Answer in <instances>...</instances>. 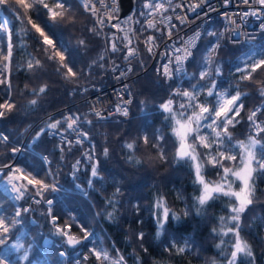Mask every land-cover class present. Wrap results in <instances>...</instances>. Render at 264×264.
Listing matches in <instances>:
<instances>
[{
    "label": "trees",
    "instance_id": "16d2710c",
    "mask_svg": "<svg viewBox=\"0 0 264 264\" xmlns=\"http://www.w3.org/2000/svg\"><path fill=\"white\" fill-rule=\"evenodd\" d=\"M153 2L134 0L131 13L141 56L128 113L94 117L81 98L111 81L122 36L92 31L83 0H0V264H264V127L253 125L264 121V29L214 48L213 20L185 71L165 81L154 66L141 71ZM66 111L81 145L47 135L68 132ZM177 118L191 124L195 158L177 153ZM248 145L247 202L225 190L203 200V181L243 188L234 173ZM87 147L91 160L71 176ZM28 177L52 197L50 212Z\"/></svg>",
    "mask_w": 264,
    "mask_h": 264
},
{
    "label": "built area",
    "instance_id": "2783aa9c",
    "mask_svg": "<svg viewBox=\"0 0 264 264\" xmlns=\"http://www.w3.org/2000/svg\"><path fill=\"white\" fill-rule=\"evenodd\" d=\"M83 1L92 16L91 30L104 33L108 18L113 16L118 7V0ZM131 13L128 19L116 25L124 39L125 48L120 58L108 57L111 81L105 85H88L87 92L81 98L85 102V111L94 117L125 115L129 111L133 98L131 80L139 73L134 70V59H140L141 56ZM147 14L150 20L148 26L155 27L156 31L143 37L150 61L141 71L154 66L165 81L185 71L201 38L211 30L213 20L218 22L215 30L217 37L211 43L214 48H218L223 39L243 40L264 29V0H154ZM2 74L0 70V77ZM66 115L68 132L49 127L47 135L69 146L81 145L85 134L67 111ZM253 125L258 132L264 127V121L255 120ZM91 158V149H83L82 154L75 159L70 175L74 176L83 162H89ZM31 185L35 189L32 199L37 201L43 194L42 189L33 180ZM46 202L50 212L52 199ZM51 220L55 221V217L51 216ZM64 235L69 236L68 228L64 230Z\"/></svg>",
    "mask_w": 264,
    "mask_h": 264
},
{
    "label": "rangeland",
    "instance_id": "374dc122",
    "mask_svg": "<svg viewBox=\"0 0 264 264\" xmlns=\"http://www.w3.org/2000/svg\"><path fill=\"white\" fill-rule=\"evenodd\" d=\"M133 8H134V6H133ZM133 8L130 10L131 12L133 11ZM129 16H130V13L126 14L123 17V19L126 20V19H128ZM149 21L150 20H148V22ZM2 22L6 25L7 20H5V18H3ZM195 121L198 122V123L202 121V116L198 112H196ZM189 128H191L190 122L184 121V120H182L180 118H177L175 129L178 131L179 135L181 136L180 137L181 138V142L177 146V150H178V148H179V146L181 144H185V139H186V135H187V132H188ZM187 150L190 151V153H191L190 155L193 158H195L194 152L192 151V149H189V146H188ZM8 166L11 167L12 171H16L17 170V168L13 164H8ZM12 167H13V169H12ZM251 172H252L251 148L248 145V146L244 147V150H243V161H242V163L239 165V167L237 168V170L234 173V176L238 177L242 181V185H243L242 187L243 188L238 189V190H233V188H231V187L226 188L222 183H216V182L212 183V182L203 181L201 198L204 200L207 197H209L214 191L225 190V191H229L231 193H234V195L237 196L238 199L241 202H247L248 197H247V194H246V185L248 184L249 179L251 177ZM22 176H24L22 173H18V175H17V177H22ZM31 180H33L34 184H38V186H40L41 189H42L43 194H42L41 197H39L38 200L43 199L45 201V203L48 204L46 201L48 200L50 202V199H52V197L44 198V191L45 190H44V186L41 183V181L39 179H36V178H29V177L26 178V181L29 182L30 185H31ZM11 186H12V191L17 196L18 195L20 196L23 193V191L19 189V187H18L16 182H13L11 184ZM34 192H35V189H34Z\"/></svg>",
    "mask_w": 264,
    "mask_h": 264
},
{
    "label": "water",
    "instance_id": "95a60500",
    "mask_svg": "<svg viewBox=\"0 0 264 264\" xmlns=\"http://www.w3.org/2000/svg\"><path fill=\"white\" fill-rule=\"evenodd\" d=\"M133 6H134V0H118V16H117V18L124 17L126 14H128L130 12V10L133 8ZM114 20H115L114 17L108 18L107 26L111 27L112 30H114V37L117 40L118 33L116 30V26L113 23ZM186 152H187V145L181 144L177 150L178 155L184 156L186 154ZM74 244H77V242H74Z\"/></svg>",
    "mask_w": 264,
    "mask_h": 264
}]
</instances>
